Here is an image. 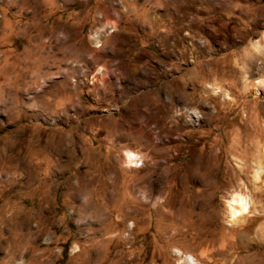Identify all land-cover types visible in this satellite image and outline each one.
I'll list each match as a JSON object with an SVG mask.
<instances>
[{
  "label": "rangeland",
  "instance_id": "1",
  "mask_svg": "<svg viewBox=\"0 0 264 264\" xmlns=\"http://www.w3.org/2000/svg\"><path fill=\"white\" fill-rule=\"evenodd\" d=\"M0 264H264V0H0Z\"/></svg>",
  "mask_w": 264,
  "mask_h": 264
},
{
  "label": "bare ground",
  "instance_id": "2",
  "mask_svg": "<svg viewBox=\"0 0 264 264\" xmlns=\"http://www.w3.org/2000/svg\"><path fill=\"white\" fill-rule=\"evenodd\" d=\"M223 90L220 87H215V93H221ZM226 95H228V93H226ZM194 116L199 117V113L197 111H194ZM262 154V153H261ZM260 154V156H261ZM137 156V154L133 151H127V157L129 159V161H133V159ZM260 175V174H259ZM261 176V175H260ZM259 176H257L258 178ZM136 189H144L146 191H149V186L147 184H137L136 185ZM258 186V185H257ZM257 189V188H256ZM231 210L230 212L232 213V217L233 219H238L239 215H241L244 212H247L250 210V201L247 197L241 195V194H236L233 199H232V203H231ZM235 205H238V207H235ZM244 215V214H243ZM250 216V215H249ZM16 217V216H15ZM255 218L250 219L251 221H253ZM249 220V221H250ZM240 221V220H239ZM254 229V228H253ZM232 230V229H231ZM230 230V231H231ZM241 230V229H240ZM247 230L251 231L252 227H251V223L249 222L248 226H247ZM248 231V232H249ZM238 232V231H237ZM247 233V232H246ZM260 233V232H259ZM249 234V233H248ZM255 243L260 244L259 242H261V238L259 237L258 240L255 239ZM256 245H252L250 246V248H254ZM252 251V250H251ZM193 258V257H192Z\"/></svg>",
  "mask_w": 264,
  "mask_h": 264
}]
</instances>
